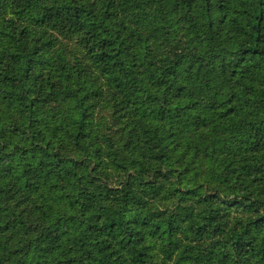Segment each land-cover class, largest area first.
Masks as SVG:
<instances>
[{
    "label": "trees",
    "instance_id": "1",
    "mask_svg": "<svg viewBox=\"0 0 264 264\" xmlns=\"http://www.w3.org/2000/svg\"><path fill=\"white\" fill-rule=\"evenodd\" d=\"M0 264H264V0H0Z\"/></svg>",
    "mask_w": 264,
    "mask_h": 264
},
{
    "label": "rangeland",
    "instance_id": "2",
    "mask_svg": "<svg viewBox=\"0 0 264 264\" xmlns=\"http://www.w3.org/2000/svg\"><path fill=\"white\" fill-rule=\"evenodd\" d=\"M61 42L63 44L64 47L67 48L68 52L73 53V52H78V46L75 42L74 39H67V38H62ZM100 113L102 112V108H100V110H98Z\"/></svg>",
    "mask_w": 264,
    "mask_h": 264
}]
</instances>
